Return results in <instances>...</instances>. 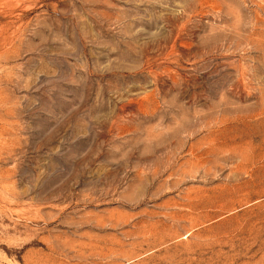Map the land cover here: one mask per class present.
I'll return each instance as SVG.
<instances>
[{
	"label": "rangeland",
	"instance_id": "1",
	"mask_svg": "<svg viewBox=\"0 0 264 264\" xmlns=\"http://www.w3.org/2000/svg\"><path fill=\"white\" fill-rule=\"evenodd\" d=\"M0 264H264V0H0Z\"/></svg>",
	"mask_w": 264,
	"mask_h": 264
}]
</instances>
